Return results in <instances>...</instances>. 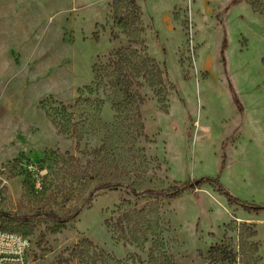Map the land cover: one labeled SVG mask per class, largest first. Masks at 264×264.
Listing matches in <instances>:
<instances>
[{
    "label": "rangeland",
    "instance_id": "374dc122",
    "mask_svg": "<svg viewBox=\"0 0 264 264\" xmlns=\"http://www.w3.org/2000/svg\"><path fill=\"white\" fill-rule=\"evenodd\" d=\"M231 1L118 0L119 26L113 0H0V225L30 264H264V210L138 194L264 207V0Z\"/></svg>",
    "mask_w": 264,
    "mask_h": 264
},
{
    "label": "trees",
    "instance_id": "16d2710c",
    "mask_svg": "<svg viewBox=\"0 0 264 264\" xmlns=\"http://www.w3.org/2000/svg\"><path fill=\"white\" fill-rule=\"evenodd\" d=\"M240 0H232L231 4L237 3ZM128 3L131 5V9H132V15L134 16V18L137 16H139V10L138 7L136 5V3L134 2V0H128ZM118 5V0H113V6H115V10L113 12V16H114V21L117 25L122 26L123 25V13L119 12V9H121V7L117 6ZM222 48H224V41L222 44ZM135 52H128L126 53V50H116L114 53V56H116L115 63L118 64L119 69L120 70H124L127 69L129 66H132L134 68V64L132 63V59H134V54ZM142 64V67H144V63H150L149 69L151 71H154L156 73H159L157 67L155 66V64L152 61H144L140 62ZM136 69V68H135ZM125 84H131L128 83V81ZM202 183H209L212 185H216L218 187V189L221 191V193L226 197L227 201L230 204H234L236 206H239L241 208H243L244 210L247 211H260V210H264V207H260V206H256V205H251L248 204L246 202H242L241 200L237 199L236 197H233L232 195H230L228 192L224 191L217 183L215 180L213 179H199L196 181H192V182H185L182 186H178V185H174L170 188H168L167 190H161V191H154V190H145L141 193L138 194H143V195H149V196H157L163 199H167V200H173L177 197H179L181 194L188 192L190 190H193L197 187H199ZM103 187H109L108 184L106 185H102L99 188H103ZM133 193L135 194V192L133 191ZM47 217L50 218L51 220H55L56 217L52 214V213H47ZM1 228L6 229V230H10L11 229H7L6 227L0 225ZM23 235V234H22ZM25 236V235H24ZM88 244L91 245V243L88 241ZM76 250V249H75ZM215 251V255L219 254V255H223L226 256L228 259H230V261L234 262L235 261V254L228 250V248L224 245L221 246H217L213 249ZM83 251H72L71 252V257L69 259H65V261H67L69 264H112L113 263V258L106 254L103 253L101 251H93L90 250L89 254H85L82 253ZM149 261V260H148ZM67 263V264H68ZM116 264V263H115Z\"/></svg>",
    "mask_w": 264,
    "mask_h": 264
},
{
    "label": "built area",
    "instance_id": "2783aa9c",
    "mask_svg": "<svg viewBox=\"0 0 264 264\" xmlns=\"http://www.w3.org/2000/svg\"><path fill=\"white\" fill-rule=\"evenodd\" d=\"M30 248L28 237L0 227V264H30Z\"/></svg>",
    "mask_w": 264,
    "mask_h": 264
}]
</instances>
